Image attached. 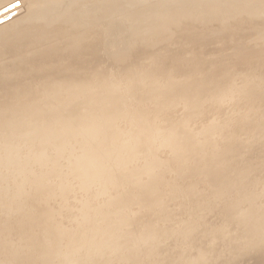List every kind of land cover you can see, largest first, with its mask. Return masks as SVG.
Here are the masks:
<instances>
[{
  "label": "rangeland",
  "instance_id": "374dc122",
  "mask_svg": "<svg viewBox=\"0 0 264 264\" xmlns=\"http://www.w3.org/2000/svg\"><path fill=\"white\" fill-rule=\"evenodd\" d=\"M149 4L170 8L103 44L104 85L0 116V264H264V0ZM41 45L0 52L44 73Z\"/></svg>",
  "mask_w": 264,
  "mask_h": 264
},
{
  "label": "bare ground",
  "instance_id": "6f19581e",
  "mask_svg": "<svg viewBox=\"0 0 264 264\" xmlns=\"http://www.w3.org/2000/svg\"><path fill=\"white\" fill-rule=\"evenodd\" d=\"M15 2L16 0H0V22L3 23L2 26H6L0 27V44H42L41 56L33 55L31 59L43 61L48 67L44 73L42 70L31 71L22 64L26 62L9 57L4 59L5 54L0 52V116L24 108L45 113L49 109L57 108L62 101L52 95L57 91L79 94L81 98L87 87L84 81L90 80L91 84L96 86L104 85L100 70V65L105 59L103 44L114 43L117 30L134 31L143 25L150 26L146 18L152 11L161 14L170 8L166 4L152 6L149 4L150 0H21L19 8H12L11 4ZM130 9L138 11V14L132 13L136 17H128L131 14ZM123 11V18L111 15ZM13 12L15 13L11 20L4 18ZM105 23L111 29L108 30V38L111 39L108 42L103 40ZM56 44L62 45L58 47ZM84 68H89L91 72H85ZM107 72L113 73L112 66ZM32 86H39L37 91L43 90L45 101H32V104L27 106L24 103L5 100L14 92L21 95V91ZM22 185L19 184V187ZM41 189L40 194L43 196H47V192L51 191V188ZM4 210L7 211L6 208ZM42 220L41 217L37 220L30 217L29 223L24 224L26 231L36 232L42 227ZM54 220V216L50 215L47 219L50 227L43 228L46 232V239L43 241L45 243L59 235H67L57 227L58 224ZM3 225L4 223L0 222V228Z\"/></svg>",
  "mask_w": 264,
  "mask_h": 264
},
{
  "label": "snow or ice",
  "instance_id": "6c2138e0",
  "mask_svg": "<svg viewBox=\"0 0 264 264\" xmlns=\"http://www.w3.org/2000/svg\"><path fill=\"white\" fill-rule=\"evenodd\" d=\"M20 5H21V0H16V2H15V3L11 4V7H12V8H19V7H20ZM7 19L11 20V19H12V17H11V16H9V17H7Z\"/></svg>",
  "mask_w": 264,
  "mask_h": 264
},
{
  "label": "water",
  "instance_id": "95a60500",
  "mask_svg": "<svg viewBox=\"0 0 264 264\" xmlns=\"http://www.w3.org/2000/svg\"><path fill=\"white\" fill-rule=\"evenodd\" d=\"M1 14H2V12H1Z\"/></svg>",
  "mask_w": 264,
  "mask_h": 264
}]
</instances>
